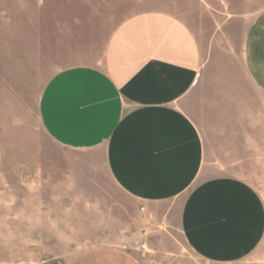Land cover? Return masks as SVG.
<instances>
[{
  "label": "crops",
  "instance_id": "0c3cea01",
  "mask_svg": "<svg viewBox=\"0 0 264 264\" xmlns=\"http://www.w3.org/2000/svg\"><path fill=\"white\" fill-rule=\"evenodd\" d=\"M206 1L214 25H243L236 61L223 56L221 64L212 44L207 50L183 16L138 11L113 27L94 61L53 72L38 114L44 132L62 149L79 156L100 153L99 167L137 208L178 204L187 245L202 259L225 263L250 253L264 235L258 192L226 172L246 162L215 157L213 134L249 133L238 148L253 156L261 152L255 133H262L264 105V0ZM222 11L225 16L216 17ZM211 72L226 75L247 95L240 100L246 120L210 118L214 110L202 94ZM224 150L229 159L233 150ZM68 264L141 263L123 248L101 246Z\"/></svg>",
  "mask_w": 264,
  "mask_h": 264
},
{
  "label": "rangeland",
  "instance_id": "374dc122",
  "mask_svg": "<svg viewBox=\"0 0 264 264\" xmlns=\"http://www.w3.org/2000/svg\"><path fill=\"white\" fill-rule=\"evenodd\" d=\"M206 2L0 0V264H68L101 246L123 248L141 264H264V235L241 259H202L179 228L178 204L137 208L99 167L100 153L79 156L62 149L44 132L38 114L42 88L53 72L94 61L113 27L138 11L162 9L183 16L207 50L212 44L221 64L223 56L236 61L243 25L238 20L214 25ZM233 85L226 75L209 74L202 101L214 110L210 118L247 119L240 104L247 95ZM261 111L262 133H255L261 152L255 156L238 148L249 133L213 134L214 156L245 161L242 169L226 172L249 182L264 206V105ZM229 146L228 159L222 151Z\"/></svg>",
  "mask_w": 264,
  "mask_h": 264
}]
</instances>
